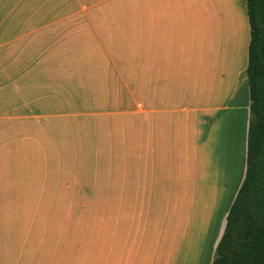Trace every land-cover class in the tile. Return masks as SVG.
<instances>
[{
    "label": "crops",
    "instance_id": "obj_1",
    "mask_svg": "<svg viewBox=\"0 0 264 264\" xmlns=\"http://www.w3.org/2000/svg\"><path fill=\"white\" fill-rule=\"evenodd\" d=\"M82 3L0 0V53ZM136 20L137 171L106 187H82L81 111L48 63L0 60V264H212L246 168V0H138Z\"/></svg>",
    "mask_w": 264,
    "mask_h": 264
},
{
    "label": "rangeland",
    "instance_id": "obj_2",
    "mask_svg": "<svg viewBox=\"0 0 264 264\" xmlns=\"http://www.w3.org/2000/svg\"><path fill=\"white\" fill-rule=\"evenodd\" d=\"M82 1L67 5V16L87 12V21L69 18L58 36L22 38L0 60L48 63L52 87L81 111L82 187H106L107 174L137 171V116L121 111L137 99L138 0Z\"/></svg>",
    "mask_w": 264,
    "mask_h": 264
},
{
    "label": "trees",
    "instance_id": "obj_3",
    "mask_svg": "<svg viewBox=\"0 0 264 264\" xmlns=\"http://www.w3.org/2000/svg\"><path fill=\"white\" fill-rule=\"evenodd\" d=\"M250 39L244 77L249 125L244 179L212 264H264V0H246Z\"/></svg>",
    "mask_w": 264,
    "mask_h": 264
}]
</instances>
